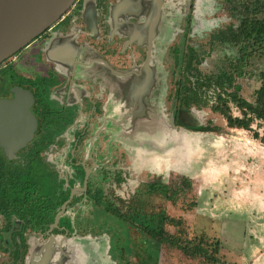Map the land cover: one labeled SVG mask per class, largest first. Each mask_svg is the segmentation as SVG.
Here are the masks:
<instances>
[{"label": "flooded vegetation", "instance_id": "flooded-vegetation-1", "mask_svg": "<svg viewBox=\"0 0 264 264\" xmlns=\"http://www.w3.org/2000/svg\"><path fill=\"white\" fill-rule=\"evenodd\" d=\"M262 2L75 0L51 26L4 58L0 102L21 94L31 122L15 125L0 109V264H26L31 246L50 237L86 235L107 236L116 264H159L165 246L205 259L199 252L200 245L206 249L205 240L183 241L164 228L182 225L165 207L191 189L190 179L138 170L117 139L108 117L111 71L161 58L168 71L161 109L188 130L221 131L202 123L195 110L218 113L215 78L234 65L242 74H234L233 84L248 101L237 80L247 77L251 60L264 49L249 62L245 51L239 58L243 12L245 5ZM238 32L239 46L233 41ZM227 105L232 116H242L232 101ZM190 112L196 117L192 122L182 118ZM152 195L163 198L164 207H151Z\"/></svg>", "mask_w": 264, "mask_h": 264}, {"label": "water", "instance_id": "water-1", "mask_svg": "<svg viewBox=\"0 0 264 264\" xmlns=\"http://www.w3.org/2000/svg\"><path fill=\"white\" fill-rule=\"evenodd\" d=\"M74 1L0 0V62L51 26ZM161 60L153 56L128 70L111 71L108 117L116 124L119 142L135 153L132 163L138 170L187 175L209 133L176 125L161 109L168 82ZM0 109L11 114L15 125H30L29 107L21 94L0 102ZM194 115L182 118L192 122ZM108 249L105 235L50 237L31 246L26 264H116Z\"/></svg>", "mask_w": 264, "mask_h": 264}, {"label": "rangeland", "instance_id": "rangeland-1", "mask_svg": "<svg viewBox=\"0 0 264 264\" xmlns=\"http://www.w3.org/2000/svg\"><path fill=\"white\" fill-rule=\"evenodd\" d=\"M251 61L247 77L237 80L241 95L249 101L254 100V91L260 85L264 51ZM195 114L202 123L209 121L221 131L206 132L209 136L187 175L174 171L152 173L190 179L191 189L184 190L175 205L165 207L170 216L182 219V225L166 224L164 228L183 241L205 240L208 251L211 243L217 242L219 261L211 263L201 256L190 259L179 249L165 246L159 264H255L257 251L264 254V143L246 130L227 128L223 117L208 108L195 110ZM258 131L264 134L263 127ZM129 151L134 159L135 153ZM150 204L153 208L164 207L163 198L156 195H152Z\"/></svg>", "mask_w": 264, "mask_h": 264}, {"label": "trees", "instance_id": "trees-1", "mask_svg": "<svg viewBox=\"0 0 264 264\" xmlns=\"http://www.w3.org/2000/svg\"><path fill=\"white\" fill-rule=\"evenodd\" d=\"M257 13H260V16ZM243 14L242 25L245 31L242 35L244 36L245 45L241 47V50L239 48V58L243 57L245 51L246 59L249 62V59L256 55L255 53L259 48L264 49V0L261 5H245ZM236 35L237 38L233 39V41L239 46L241 35L239 32ZM234 74H242L240 65L230 66L228 69H223L217 73L215 78L216 104L213 106V110L225 118L228 127L246 130L253 138L264 143V134H260L258 131V128H264V71L260 74V85L254 91L253 101H247L239 96V86L233 84ZM231 88L233 90H229ZM192 96H197V94L193 92ZM229 101H232L241 109V117H234L230 114L229 106L227 105ZM254 124L256 128H253ZM186 248L183 247L184 250ZM218 250L219 247L216 242L209 253L206 249L204 250L202 245H200L199 252L204 255L206 260L211 263H217L219 261Z\"/></svg>", "mask_w": 264, "mask_h": 264}, {"label": "crops", "instance_id": "crops-1", "mask_svg": "<svg viewBox=\"0 0 264 264\" xmlns=\"http://www.w3.org/2000/svg\"><path fill=\"white\" fill-rule=\"evenodd\" d=\"M259 242L263 244L262 241ZM255 258H256L255 264H264V254L260 250L257 251Z\"/></svg>", "mask_w": 264, "mask_h": 264}]
</instances>
